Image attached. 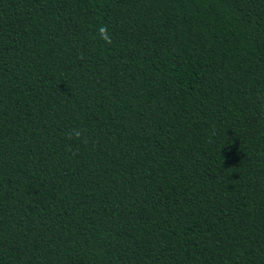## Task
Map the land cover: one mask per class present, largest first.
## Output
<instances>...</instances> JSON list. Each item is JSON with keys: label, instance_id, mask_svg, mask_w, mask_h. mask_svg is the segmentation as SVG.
Segmentation results:
<instances>
[{"label": "trees", "instance_id": "obj_1", "mask_svg": "<svg viewBox=\"0 0 264 264\" xmlns=\"http://www.w3.org/2000/svg\"><path fill=\"white\" fill-rule=\"evenodd\" d=\"M0 264H264V0H0Z\"/></svg>", "mask_w": 264, "mask_h": 264}, {"label": "clouds", "instance_id": "obj_2", "mask_svg": "<svg viewBox=\"0 0 264 264\" xmlns=\"http://www.w3.org/2000/svg\"><path fill=\"white\" fill-rule=\"evenodd\" d=\"M98 37L105 42V44L110 45L112 43V35L110 34L107 25H100L97 29ZM67 138L69 140H82L84 139L83 133L79 128H73L68 134Z\"/></svg>", "mask_w": 264, "mask_h": 264}]
</instances>
